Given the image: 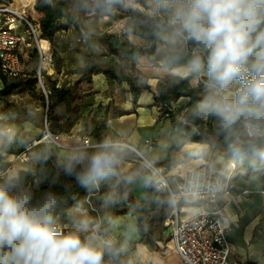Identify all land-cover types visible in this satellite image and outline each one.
<instances>
[{
    "label": "clouds",
    "instance_id": "9594fccd",
    "mask_svg": "<svg viewBox=\"0 0 264 264\" xmlns=\"http://www.w3.org/2000/svg\"><path fill=\"white\" fill-rule=\"evenodd\" d=\"M135 2L75 0V7L110 15ZM146 4L161 66L202 86L192 115L214 120L233 161L264 169V0H146ZM6 119L0 113V155L18 142L16 129ZM134 154L139 158L135 167L129 163ZM53 155L57 172L52 184L62 174L88 195L107 188L99 197L102 214L89 215L84 202L69 195L70 187L37 196L26 186L21 169L0 170V264H161L158 256L137 243L141 229L136 217L111 211L137 187L146 193L167 191V204L176 206L177 193L168 187L156 157L111 135L69 144L49 135L31 159L43 165ZM201 155L200 150L188 153L192 159ZM197 181L193 174L180 195L195 197ZM69 199L72 206L66 208Z\"/></svg>",
    "mask_w": 264,
    "mask_h": 264
},
{
    "label": "crops",
    "instance_id": "0c3cea01",
    "mask_svg": "<svg viewBox=\"0 0 264 264\" xmlns=\"http://www.w3.org/2000/svg\"><path fill=\"white\" fill-rule=\"evenodd\" d=\"M51 1L55 3L60 2L59 0ZM24 4V0H12L13 7L20 11L25 8ZM128 18L130 17L125 19ZM102 29L100 28V30ZM125 38L131 42L130 44L143 48L155 42L153 35L146 37L142 30L132 27L126 29ZM132 64L134 69L126 75L131 77L138 86L147 84L151 90H144L134 103L133 97L129 92V86L126 83L120 84L114 80L106 82L105 77L101 74L94 76L93 92L97 95V102H107L105 105L111 102L113 105L111 110L113 111L115 108L120 112V115L118 117L111 116L107 121L97 123L98 126L105 127L106 132L102 135L95 132L96 137L94 135L91 137L94 139H100L106 135L118 137L122 142L128 144L138 152L147 153L150 156L156 157L157 167L165 170L171 167L172 162L180 161L179 157L183 158L182 162L186 165L182 169H188L190 166L201 163L203 159H192L186 162L184 157L187 151L201 148L202 146L190 142L184 132L173 128L171 118L165 117L158 121L159 112L155 98L159 96L160 92L173 86L176 76L171 75L165 70L161 66L160 61H153L147 55L141 56ZM82 67L83 65L80 66L81 69ZM190 86L196 89L199 88V84L192 80H190ZM187 103L188 99L182 97L176 104H172L171 108L173 112H179L183 116ZM206 122L215 129L213 119H208ZM79 132V130L78 132H74L77 133L75 135L78 140L82 138V136H79ZM83 136L85 139L91 138L89 134ZM146 141L152 143L154 147L152 150H149L145 146ZM182 141H187V143H182ZM72 142H75V140L70 143ZM17 148L19 146L12 147L13 151H17ZM38 149L32 150L30 152L31 155ZM8 153L9 155H13L10 152ZM218 159L221 161H218ZM215 162L219 165H228L220 156L216 157ZM129 163L132 165L131 162ZM7 168L21 169L25 177L26 186L31 187L33 190L37 189V182L32 183V177L41 168V164H36L31 161L27 164L14 162L12 164L5 163L2 165L3 170ZM234 183L236 191L240 192L245 190L248 191V194L242 196L237 202L226 206V214L232 224L227 236L232 250L228 264H264V183L249 181L244 177L243 172L237 171L235 172ZM130 191L133 192L136 200L143 204L151 216L152 234L159 240L157 241L158 249L156 250L147 245H142L158 256L161 264H180L181 262L177 253L175 252L174 254L171 251V247L174 248L173 241H171V244L166 243L165 245L164 241L166 240V236L159 235V232L156 233L153 229V226L160 220L159 214L157 213L159 205L153 197L155 194L153 195L151 190L146 193L144 189L139 187L131 189ZM145 195L148 196V199L144 198ZM89 215L91 214L89 213ZM137 243L141 244L139 239ZM173 250L175 251V248Z\"/></svg>",
    "mask_w": 264,
    "mask_h": 264
},
{
    "label": "trees",
    "instance_id": "16d2710c",
    "mask_svg": "<svg viewBox=\"0 0 264 264\" xmlns=\"http://www.w3.org/2000/svg\"><path fill=\"white\" fill-rule=\"evenodd\" d=\"M36 2V9L44 13V16L40 20L41 32L49 39L52 38L57 32L69 26L74 27L77 31L79 30L78 15L68 10L65 1L56 3L51 2L53 4L52 7L50 6L51 3H48V0H36ZM130 17L141 20L143 15L141 13L133 12L130 14ZM45 36H42V38L49 42ZM124 38L125 37L121 39L117 35H110L106 33L102 35L96 34L93 36L84 37L87 51H79L84 60L79 79H77L72 87L67 88L63 86L57 88L55 84H53L51 86L49 101L51 102V100L54 98L56 104L65 105L67 114H71L73 108H75L73 105L74 102L76 100L82 102L84 98H86L88 94L92 92L94 84L93 78L94 76L100 74L105 77L106 82L114 80L120 84L126 83L129 86V92L133 97L134 103L144 90H151L150 86L147 84L138 86L131 77L125 73H121V69L119 67H117L118 69L116 70L114 67H105L99 61H97V54L92 50L93 47L102 49L105 52L116 56L122 62H127L129 64H132L141 56L147 55L148 57H151V54H153L151 51H148L147 48L127 44L124 42L126 39ZM44 48L46 49V47ZM189 81L190 80H183L179 77H175L173 86L160 92L159 96L155 98L157 104L156 106L159 112L158 121L165 117L171 118V124L173 128H177L178 130L184 132L190 142L202 146L201 148H195L187 151L184 157L185 161L187 162L192 160V158L188 156L189 152L200 150L202 152L200 159L211 162L215 161L217 156H220L227 164H234L236 171L243 172L244 177L247 180L256 183H264V169H254L246 161H233L228 152L227 144L223 136L217 134L215 129L206 121L195 118L192 115V109L200 98V89L202 86L199 85L198 89L192 88L189 85ZM35 82L36 80L31 78L27 81H10L5 77L0 76V100H3L15 91H33ZM83 85L87 86V89H80ZM77 90L81 91L79 96L76 94ZM40 97L46 103L45 98L42 95H40ZM182 97L187 98L188 103L182 116V120H178L171 106L172 104H176ZM49 101L48 105L50 104ZM110 105L111 104L104 108L106 110L105 121L109 119V113L107 111ZM14 111L7 109L4 110V114H6L12 122H15L17 118V115ZM119 115L120 112L114 108L111 116L118 117ZM48 116L50 117V110L48 111ZM181 121L183 122L181 123ZM16 144H22V149H16L17 151H13L12 147L10 146V148H8V152L11 154H19L25 149L26 142L20 139L19 130L18 142ZM16 144L12 146H15ZM2 151H4V149ZM54 157L55 156L53 155L46 164L41 165V168L38 169L35 175L32 177V183L35 181L37 182V189L33 190L35 194L39 196L48 190L63 193L66 187H70L69 195H75L78 200L84 202L85 207L91 216L101 215L103 210L101 209L99 197L102 196L105 191H107V188H102L99 193L88 195L83 189L75 186L74 181L63 176L62 174L60 175L57 183L52 184L50 181L53 177H55L57 172L55 166L56 159ZM231 168L234 169V166ZM45 177H47V179H45ZM71 206L72 201L69 199V202L65 207L67 208ZM111 211L114 214L123 216L132 215L136 217L141 229L139 242L151 247L152 249H158V239H156V237L152 234L151 216L148 214L143 204L136 200L133 192H129L126 202L122 203Z\"/></svg>",
    "mask_w": 264,
    "mask_h": 264
},
{
    "label": "built area",
    "instance_id": "2783aa9c",
    "mask_svg": "<svg viewBox=\"0 0 264 264\" xmlns=\"http://www.w3.org/2000/svg\"><path fill=\"white\" fill-rule=\"evenodd\" d=\"M24 3L25 8L20 11L13 7L12 0H0V76L10 81H27L31 78L22 62V56L32 47L30 40L35 39L40 57L39 67L35 73V87L41 92L48 105L51 87L45 82L44 72L46 73L47 69L43 66L47 61V67L51 69L52 59L51 53L48 58L39 45L40 37L45 36L40 27L41 16L44 13L36 9V0H24ZM50 6L52 7L53 4L51 3ZM27 7H31L29 12ZM36 13L40 16L38 20L32 17V14ZM47 39L49 40L48 37ZM51 76L52 72L48 78ZM55 86L60 87L59 83ZM11 125L16 129L18 136L19 127L16 124ZM49 135L64 143L62 134L52 133L46 120L39 137L34 138L32 145L26 146L21 153L9 155L2 151L0 170H3L2 165L5 163H30L31 147L43 146ZM65 137L77 140L72 133ZM145 146L149 150L154 148L150 141H146ZM229 165L203 160L188 169L178 166L174 173L170 174L160 168L167 177L168 187L177 193V204L175 207L164 206L161 199H168L167 191L155 193L154 200L159 205L157 213L160 217V225L164 230L169 231L182 264H228L232 250L227 236L232 224L226 214V206L248 194L245 190L236 191L234 183L236 169L234 164H231L234 169L227 171ZM193 174L198 177L197 195L187 198L181 196L184 185L192 181ZM169 180L172 181L173 186Z\"/></svg>",
    "mask_w": 264,
    "mask_h": 264
},
{
    "label": "rangeland",
    "instance_id": "374dc122",
    "mask_svg": "<svg viewBox=\"0 0 264 264\" xmlns=\"http://www.w3.org/2000/svg\"><path fill=\"white\" fill-rule=\"evenodd\" d=\"M65 1L68 7V10L72 13L78 15L79 21V30L77 31L74 27L69 26L63 30L57 32L52 38L49 39L50 42V53H51V69L47 67V72H44L45 82L48 84V87H51L53 84L59 83L60 87H72L73 84L79 79L78 75L81 72L80 66L84 64V60L79 51H87L84 37L93 36L99 33L117 35L121 39L125 37V31L128 27H132L138 30H142L146 37L152 35L150 27L147 23V4L146 0H136L135 4L132 7L117 8L112 14L101 15L98 13L92 14L91 12L79 11L75 7V0H59ZM53 1L48 0V3ZM37 3V2H36ZM28 12L31 10V7L26 8ZM141 13L143 18L141 20L130 17L131 13ZM33 19L38 20L39 15L32 14ZM130 17L128 19H125ZM101 18V19H100ZM105 23V24H103ZM100 28H103L100 30ZM100 30V32H99ZM119 33V34H117ZM125 39V38H124ZM32 47L29 48L26 53L22 56V62L25 66V69L28 71L31 79H35V73L39 67L40 57L37 50V45L35 39H31ZM127 44H130L128 40L125 39ZM134 46V45H132ZM148 51H151L150 59L153 61H160V57L156 53V43L149 44L146 46ZM97 54V61H99L105 67H114L116 70L119 67L121 73L128 74L131 70L134 69L133 64L127 62H122L116 56L111 55L105 52L102 49L93 47L92 49ZM119 61V62H117ZM159 66V65H156ZM52 72L51 78H48V75ZM190 85V81H189ZM80 89H87V86L83 85ZM81 93L80 90H77L76 94L79 96ZM41 92L34 87L33 91H15L3 100H0V113L4 114V110L14 111L17 115L16 121L12 122L9 117L6 115L7 119L5 123H15L19 127V137L21 140L26 142V146L32 145L34 138L39 137L43 127L48 121L50 123V130L54 134H62L64 137V143L69 144L71 139H67L65 136L68 134H77L74 132H79V136H82L80 141L85 139L83 135L89 134V136H95V132L100 133L101 135L106 132L105 127H100L97 123H103L105 121L104 109L107 105L105 103L97 102V95L95 92L88 94L86 98L81 102L76 100L74 102L75 108L71 114H67L65 110V105L56 104L54 98L45 103L41 97ZM111 104L108 108L109 117L112 114ZM50 110V117L48 116V111ZM178 120L182 119L181 113L174 112ZM206 121V120H205ZM73 131V132H72ZM77 138V136L75 135ZM94 138H90L92 140ZM18 149L22 148V144H16ZM14 147V146H11ZM42 147L32 146V150ZM8 148H4V152L8 153ZM135 157V154H134ZM57 160V157H54ZM180 161H175L171 163V167L168 170H165L167 174L174 173L176 167L180 166L184 168L183 158L179 157ZM218 161H221L218 159ZM129 162L132 163V166L135 167L139 163V158L135 157L130 159ZM158 166V165H157ZM170 184L173 186L171 180ZM153 192V191H152ZM155 192H153V195ZM154 197V196H153ZM167 200L162 199L164 206L168 208ZM153 208V207H152ZM153 229L155 232H159V235L166 236V243L171 244V237L168 230H164L160 225V220L157 222ZM159 241V240H158ZM170 247V246H169ZM171 247V251L175 254L176 251ZM177 256V255H176ZM181 264V263H180Z\"/></svg>",
    "mask_w": 264,
    "mask_h": 264
},
{
    "label": "bare ground",
    "instance_id": "6f19581e",
    "mask_svg": "<svg viewBox=\"0 0 264 264\" xmlns=\"http://www.w3.org/2000/svg\"><path fill=\"white\" fill-rule=\"evenodd\" d=\"M39 41H40L39 45L41 47V50L49 58V54H50V43L47 42L45 39H43L42 36L40 37V40ZM44 47H46V49ZM43 67H46L47 68V61H45Z\"/></svg>",
    "mask_w": 264,
    "mask_h": 264
}]
</instances>
